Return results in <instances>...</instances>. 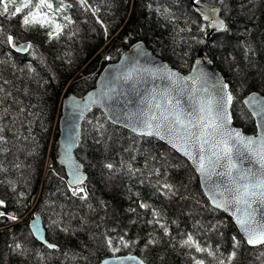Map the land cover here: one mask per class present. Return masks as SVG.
Returning <instances> with one entry per match:
<instances>
[{
	"label": "trees",
	"instance_id": "obj_1",
	"mask_svg": "<svg viewBox=\"0 0 264 264\" xmlns=\"http://www.w3.org/2000/svg\"><path fill=\"white\" fill-rule=\"evenodd\" d=\"M202 1L219 7L227 23L210 39L209 21L192 0H89L100 9L96 16L77 0H65L72 7L57 20L67 27L52 40L47 29H25L28 9L0 16V211L6 213L0 217V264H90L125 254L146 264H195L193 257L204 264H264V245L249 246L233 220L210 204L185 158L159 139L115 125L99 108L85 118L77 149L88 173L81 186L87 199L72 194L56 161L63 95L94 88L103 68L140 40L182 72L191 70L198 52H207L230 84L235 123L256 131L243 99L252 91L264 95V0ZM13 10L10 5L9 15ZM7 35L32 47L21 54L6 43ZM34 211L56 248L33 237ZM7 214L23 219L15 223ZM188 236L215 257L183 246ZM108 239L119 251L107 246Z\"/></svg>",
	"mask_w": 264,
	"mask_h": 264
},
{
	"label": "water",
	"instance_id": "obj_2",
	"mask_svg": "<svg viewBox=\"0 0 264 264\" xmlns=\"http://www.w3.org/2000/svg\"><path fill=\"white\" fill-rule=\"evenodd\" d=\"M192 2L195 10L203 19L210 22V32L207 39H210L211 34L214 32L226 29L227 23L222 17L219 7L209 5L202 0H192ZM28 45L29 42H21L15 43V47H12L17 52L25 54L29 50ZM163 92H167L169 98L173 100V104L179 106L185 119H193L198 116L201 103L211 105L215 110L216 102L223 99L227 105L226 115L229 121L225 126V132L233 134L239 132L242 137L254 139L264 135V95L262 93L252 91L243 99L256 127L254 133H249L235 123L232 112L233 94L230 84L224 74L215 66L214 61L208 56L207 52L200 51L190 72L183 73L155 54L144 41L140 40L129 46L117 61L108 63L103 68L93 89L81 96L69 93L62 98L61 115L58 121L59 134L56 161L64 168L69 185L74 171L83 178V184L87 182L88 173L83 162L77 156V149L82 138V126L85 118L95 108H99L105 113L109 121L115 125L124 127L137 135L159 139L185 158L198 175L202 189L210 204L228 215L245 239L233 215L235 208L228 206L225 210V208L216 207L212 199L214 194L217 202L223 203L227 199V193L224 197L219 196V193L224 192L227 186V178L215 174H212L210 178L204 177L198 171V161L194 163L184 152L174 148L170 142L174 141L180 146L184 144V141L170 136L166 130H161L159 136L140 134L145 130L143 125L137 123V118L142 119L143 115L149 113L152 105L162 103L160 93ZM229 95L232 97L230 102L227 101ZM152 111H155V109L153 108ZM133 128H136L137 131H133ZM197 147L192 146L191 141L187 144V150L193 156L198 157ZM240 147L239 144L233 145V161L237 167L242 170L259 171L260 166L255 159L248 156L247 153H237V149ZM205 148L207 149L208 146L206 145ZM210 154V151H205V156ZM221 171H223L222 168L215 169V172ZM253 208L258 209V219L264 217V206L257 203L253 204ZM33 216L30 221L33 235L43 244H51L46 238V229L41 214L35 211ZM90 264H146V262L136 254H125L109 256L98 263Z\"/></svg>",
	"mask_w": 264,
	"mask_h": 264
},
{
	"label": "snow or ice",
	"instance_id": "obj_3",
	"mask_svg": "<svg viewBox=\"0 0 264 264\" xmlns=\"http://www.w3.org/2000/svg\"><path fill=\"white\" fill-rule=\"evenodd\" d=\"M79 7L85 12H91L93 16L100 11L99 7H93L89 0H77ZM16 0H0V16H16L21 14L25 9H28L22 16V25L26 30L33 26H39L40 28L47 29V37L49 40L59 39L64 33L66 24H61L57 20V15L64 12L67 8H71V4H66L65 0H21L19 6H15ZM13 5L14 10L9 15V6ZM64 20L68 24L73 23L70 16H64ZM97 23L102 21L97 17ZM3 34V29H0V35ZM6 43L15 47L14 37L11 35L6 36ZM32 46L29 44L28 48ZM7 83V81H5ZM225 87H227L225 85ZM5 90L0 86V93ZM10 95V93H9ZM162 97V103H156L151 106L149 113L143 115V118H137V123L143 125V129L140 134L147 135H160L161 130H166L170 136H174L175 139L184 141L183 145L178 146L174 141H170L172 146L178 151L184 152L185 155L192 159L194 163L198 161V171L206 178H210L212 174L226 177V187L224 192H220L219 196L224 197L225 193L228 194L227 199L223 203L217 202L215 194L212 199L216 207L225 208L233 206L235 211L236 223L239 225L241 231L244 234L248 245L253 247L264 245V217L257 218L258 209L253 208V204H260L264 206V135L258 139L245 138L240 135L239 132L235 134L231 132H225V126L229 122L226 115V103L222 99L216 102L215 110L211 105H205L201 103L199 109V115L193 119H185L184 113L179 109L178 105L173 104V100L169 98L167 92L160 93ZM155 99V97H153ZM232 97L229 95L227 101L230 102ZM2 102V99H0ZM155 111H152V109ZM24 109H20L23 112ZM137 131L136 128L132 129ZM2 131V129H0ZM163 138V137H161ZM4 137L0 136V141H3ZM192 142V146L197 147L198 157L193 156L187 150L188 142ZM239 144L241 147L237 149L238 154L247 153L248 156L255 159L259 164V171L253 172L251 169L242 170L237 167L233 161V145ZM208 146L206 149L205 146ZM210 151V155L205 156V151ZM111 169L113 165H106ZM222 168L223 171L215 172L216 168ZM211 170V171H210ZM235 173V175H234ZM83 184V178L75 171L71 184L72 194L78 196L81 200L87 199V192L84 187L79 185ZM164 187L170 188V185L165 184ZM5 206V202L0 200V208ZM141 207H146L141 205ZM5 212L0 211V217H4ZM7 218L10 220L16 219L12 214H7ZM164 228L165 234H167V228ZM123 244L124 247H128L127 242L121 237L118 241ZM151 243V241H149ZM106 244L113 251H119V248H113V240L108 239ZM183 246L188 248H194L197 253H206L210 257H215V252L209 248L202 247L196 242L192 236H188L186 240L182 242ZM17 248L21 246L16 245ZM48 248H56L55 244H47ZM236 253L232 252L229 256V261L235 257ZM195 264H204L203 260L196 259ZM219 264H224L223 260L219 261Z\"/></svg>",
	"mask_w": 264,
	"mask_h": 264
},
{
	"label": "rangeland",
	"instance_id": "obj_4",
	"mask_svg": "<svg viewBox=\"0 0 264 264\" xmlns=\"http://www.w3.org/2000/svg\"><path fill=\"white\" fill-rule=\"evenodd\" d=\"M66 95V94H65ZM28 154H32L31 152H27ZM22 156V155H21ZM23 156H25V151H24V154H23ZM20 157V156H19ZM52 165V160H51V158H49L47 161H46V167H48V166H51ZM33 217V216H32ZM23 219V218H22ZM21 218H20V220H18V221H21L22 220ZM18 221H15V223L16 222H18ZM30 245V244H29ZM29 245H27V246H29Z\"/></svg>",
	"mask_w": 264,
	"mask_h": 264
}]
</instances>
